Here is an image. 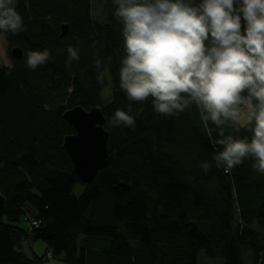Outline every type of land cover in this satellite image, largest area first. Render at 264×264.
I'll return each instance as SVG.
<instances>
[{"label":"trees","instance_id":"16d2710c","mask_svg":"<svg viewBox=\"0 0 264 264\" xmlns=\"http://www.w3.org/2000/svg\"><path fill=\"white\" fill-rule=\"evenodd\" d=\"M97 1L98 9L94 0H17L25 30L0 31L11 61L0 68V264H46L47 253L63 264H197L198 250L223 264H264V175L251 159L231 171L215 164L221 137L195 103L164 116L151 97L129 101L119 80L125 53L116 5ZM69 45L80 58L66 67ZM45 48L51 59L29 69L27 53ZM106 74L112 100L102 107ZM129 105L135 127L109 126ZM76 107L99 109L108 134V166L88 184L63 148L75 133L63 115ZM250 128L229 121L224 133L250 137ZM201 161L211 162L208 172ZM24 217L41 224L28 232ZM36 241L46 245L41 257L30 246Z\"/></svg>","mask_w":264,"mask_h":264},{"label":"clouds","instance_id":"9594fccd","mask_svg":"<svg viewBox=\"0 0 264 264\" xmlns=\"http://www.w3.org/2000/svg\"><path fill=\"white\" fill-rule=\"evenodd\" d=\"M122 25L120 87L129 101L152 98L154 110L179 116L195 103L221 137L213 158L231 171L253 160L264 175V0H114ZM17 0H0V31L25 30ZM243 22V27H242ZM66 67L79 60L69 45ZM51 52L29 51L31 70L47 63ZM111 59L110 57L108 58ZM103 60L97 58L96 80L104 81ZM117 109L111 127H135V119ZM233 121L251 125L252 135L235 138L224 127ZM208 172L211 162L201 161Z\"/></svg>","mask_w":264,"mask_h":264},{"label":"water","instance_id":"95a60500","mask_svg":"<svg viewBox=\"0 0 264 264\" xmlns=\"http://www.w3.org/2000/svg\"><path fill=\"white\" fill-rule=\"evenodd\" d=\"M66 31L67 26H63L62 35ZM11 56L20 59L22 53L18 48H13ZM63 118L75 132L65 137L63 148L71 160L77 179L82 184H88L109 163L104 118L99 109L85 111L79 107L66 111ZM3 207L4 198L0 195V212Z\"/></svg>","mask_w":264,"mask_h":264},{"label":"rangeland","instance_id":"374dc122","mask_svg":"<svg viewBox=\"0 0 264 264\" xmlns=\"http://www.w3.org/2000/svg\"><path fill=\"white\" fill-rule=\"evenodd\" d=\"M94 6L96 9L100 7L99 2L97 0H94ZM10 53L7 47V44L5 40L3 39L2 36H0V68L7 66H11V61H10ZM106 79H107V85L104 87V89L101 92V106L105 107L107 106L111 100H112V95H111V79L108 74H106ZM238 125H243V123H237ZM83 191V186L80 184H77L74 189H73V194L75 196H80ZM21 226L25 227L26 230L28 226H25V222L21 223ZM29 231V230H28ZM31 232V231H29ZM30 246L33 247V251L35 254L38 256H43L45 253L46 245L40 241H36L30 244ZM25 247V252L29 253V248L28 244L24 245ZM46 264H63L59 261L55 260H49ZM197 264H223L221 258H210L206 255L204 250H198L197 251Z\"/></svg>","mask_w":264,"mask_h":264},{"label":"built area","instance_id":"2783aa9c","mask_svg":"<svg viewBox=\"0 0 264 264\" xmlns=\"http://www.w3.org/2000/svg\"><path fill=\"white\" fill-rule=\"evenodd\" d=\"M23 222H25V226H28L27 229L29 231L37 229L40 226V224H41L40 220H37V219L23 218ZM50 258H51L50 253H47L46 256H45V259L49 260Z\"/></svg>","mask_w":264,"mask_h":264},{"label":"bare ground","instance_id":"6f19581e","mask_svg":"<svg viewBox=\"0 0 264 264\" xmlns=\"http://www.w3.org/2000/svg\"><path fill=\"white\" fill-rule=\"evenodd\" d=\"M24 218H27V219H32V218H30V217H24ZM27 231H28V230H27ZM28 232H29V231H28ZM51 259H52V258H50L49 260H51ZM49 260H48V261H49Z\"/></svg>","mask_w":264,"mask_h":264}]
</instances>
